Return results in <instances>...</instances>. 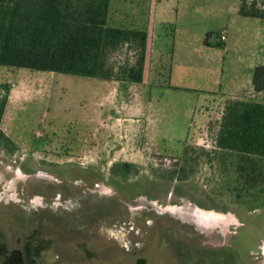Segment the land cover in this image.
<instances>
[{
	"label": "rangeland",
	"instance_id": "rangeland-1",
	"mask_svg": "<svg viewBox=\"0 0 264 264\" xmlns=\"http://www.w3.org/2000/svg\"><path fill=\"white\" fill-rule=\"evenodd\" d=\"M258 2L264 6V0ZM238 3L109 0V26L146 32L145 60L151 62L144 64L140 84L0 66V83L15 86L17 92L4 116V127L20 145L11 152L0 145V247L30 257L35 252L36 260L27 259L24 264H104L103 251L106 256L118 255L107 264H133L138 257L144 258L145 264H195L193 248L204 251L209 246L227 252L221 257L216 253L218 263L264 264V192L238 191L234 158L214 143L217 123L231 99L168 87V70L179 50L180 59H184L186 52H212L208 46L214 47L220 72L222 46L218 42L204 44L208 32H212V41L226 32L225 43L229 49L233 44L229 59L235 54L238 32L246 34L245 40L250 36L254 41L255 31L259 47L251 45L256 53L248 62L264 63V38L257 34L264 19H244L237 13ZM156 21L161 26L154 32ZM257 24L258 29L254 28ZM176 27L200 40L183 45L188 41L176 35ZM152 35L157 36L155 42ZM158 50L163 51L161 55ZM198 57L195 66L204 68V59ZM126 59L133 62L134 52L123 47L109 62ZM227 75L224 66V78ZM112 81L117 86L110 98ZM134 95L140 113L130 136L129 114L118 109L121 100ZM238 97L264 101L262 94ZM90 116L97 123L89 122ZM117 116L122 117L117 120L122 125L114 129ZM103 123L110 124L105 128ZM87 140L94 146L95 157L90 159L87 155L91 153L81 154ZM104 140L110 147L101 142L96 146ZM103 147L109 148L108 153L103 154ZM84 165L91 168L88 180L94 189L106 193L97 196L93 192L95 196L88 198L93 203H85L82 213L73 196L81 190ZM125 170L128 174L122 175ZM97 171L108 185L93 178ZM114 172L121 177L109 178ZM34 180H41L46 188L36 190ZM45 205L58 208L38 210ZM113 210H120V224H113ZM156 213L161 217L150 223L148 218ZM202 264H212L211 258L207 256Z\"/></svg>",
	"mask_w": 264,
	"mask_h": 264
},
{
	"label": "trees",
	"instance_id": "trees-1",
	"mask_svg": "<svg viewBox=\"0 0 264 264\" xmlns=\"http://www.w3.org/2000/svg\"><path fill=\"white\" fill-rule=\"evenodd\" d=\"M108 3L0 0V66L141 83L146 32L109 26ZM237 13L264 19V6L258 0H239ZM211 33H206L204 43ZM123 47L134 52L133 62L110 63L112 54ZM252 87L256 93L264 91V66L253 69ZM10 88L8 83H0V121ZM214 143L233 156L238 191L264 192V101H228L217 123ZM0 145L13 151V143L2 131ZM127 170L122 175L128 174Z\"/></svg>",
	"mask_w": 264,
	"mask_h": 264
},
{
	"label": "crops",
	"instance_id": "crops-1",
	"mask_svg": "<svg viewBox=\"0 0 264 264\" xmlns=\"http://www.w3.org/2000/svg\"><path fill=\"white\" fill-rule=\"evenodd\" d=\"M244 19H249V17H243ZM153 30L155 32L156 28H159L161 25L160 23H158L157 21L153 23ZM259 26L254 25V28L258 29ZM263 26L264 23H262V28L258 29L257 34L259 37L264 38V31H263ZM186 31V32H185ZM180 32L179 29L176 27V35H182L183 40L187 39L186 41L188 42H184V44H190L191 42H195V41H199L200 38L198 39H194L195 35L191 32H189L188 30H185ZM253 39L254 41H250V36L248 41L245 40V36L246 34L244 32H238V42L237 44H235L234 46L236 47L235 50V54H231V57H229V59H227V54L228 51L233 49V44L231 45L230 49L227 45V43H225V41L227 40V36H226V32L224 33L223 31L221 33H219V35H223L224 39L221 40L220 37L218 36L217 39L213 40L210 39L207 40V43H215L218 42L221 44L222 46V50H221V57H222V62H221V66L222 69L220 68V72H218V69L216 70V59L218 56L217 52H214V47L212 46H208V48H211L212 52H205V50H201L200 52H198L197 50H193V51H189L184 53V59H180V50L178 51V54L176 55V57H174L172 59V63L170 65V68L168 70V80H169V84L168 87L171 88H178V89H184L187 91H196V92H200L204 93V94H208L209 96L212 97H216V96H220V100L222 99H233V98H239L238 96L241 95H248L249 93H255V95H260L262 94V96H264V91L263 92H259L256 93L253 91V87H252V71L253 69L257 66L254 63H250L248 62V59H251V57H253L254 53H256V50H254L252 48L251 45L253 46H258V42H257V38H256V32L253 31ZM156 35H158V33H156ZM154 39H152V42H155L156 37L154 35H152ZM147 42V40H146ZM203 43H204V38H203ZM206 44V43H204ZM186 46L185 48H189V46ZM206 47V46H204ZM209 48V49H210ZM162 50H158L157 51V55H161L162 54ZM201 54V55H200ZM204 55V56H202ZM207 55V56H206ZM147 56V49L145 50V59ZM196 56H199L198 58H203L204 59V63L206 64L204 68L200 67V66H195L199 63H197V59ZM209 56V57H208ZM177 59V60H176ZM226 59H227V65H226ZM151 62V60H149V58L147 60H144V64H149ZM259 65L264 66V63H260ZM154 65H151V68H153ZM224 66H226L227 70H228V75L226 78H224ZM149 71H151V69H149ZM154 71V73L156 72L155 69L152 70ZM153 74V73H152ZM250 78V79H249ZM104 82H107L106 80H101ZM113 84V86L110 89V86L108 87V95L110 98H112L116 92V88L114 85L117 86V82L112 81L111 82ZM140 84V83H138ZM13 86V85H12ZM15 86L11 88L9 95H8V101L6 103L5 109H4V113L3 116L1 118L0 121V131H2L4 133V135L9 138L11 140V142L13 143L14 146H20L15 140H13L12 138H10V136L8 135L7 131L5 130V114L9 108V105L11 103V99L14 97V95L17 93ZM16 93H15V92ZM254 95V94H253ZM118 99L117 95L116 98ZM114 102H116L114 100ZM128 104H130V107L126 106ZM117 104L114 103V106H116ZM119 109L118 111H120L121 113H128L129 115V122H128V133L133 135L136 128L132 126V123L134 121V119H137V114L140 113V104L138 99L135 97V95L130 99V100H121L120 104H119ZM87 118V117H86ZM84 118V120L86 119ZM122 119L121 116H117L116 117V122L112 123L114 126V129L116 127H120L122 125V122H120V124H117V120ZM95 117L94 116H90L89 118V122H91L92 124L97 123V121H95ZM87 121V120H86ZM105 125V123H103ZM110 124V123H109ZM105 125V128H107V126L109 125ZM125 124V123H124ZM113 129V128H112ZM111 130V129H110ZM103 143L104 145L109 146L110 143H108V140H104V141H99L97 143L96 146H98L99 144ZM93 142H89L87 140V143L85 145L82 146V151L81 154H89L91 153V155H87V158L90 159V157H95V153H93L92 155V150L94 148V146H91ZM127 146V145H126ZM110 147V146H109ZM109 148H104L103 147V154L108 153L107 150ZM111 151V150H110ZM102 153V151L100 152ZM117 153V152H116ZM98 155V154H97ZM91 159H95V158H91Z\"/></svg>",
	"mask_w": 264,
	"mask_h": 264
},
{
	"label": "flooded vegetation",
	"instance_id": "flooded-vegetation-1",
	"mask_svg": "<svg viewBox=\"0 0 264 264\" xmlns=\"http://www.w3.org/2000/svg\"><path fill=\"white\" fill-rule=\"evenodd\" d=\"M82 170H83L82 172L84 174V176L82 178H80V182H81V186L82 187L80 188L81 190L79 192H76L75 196H73V197L77 201V204L75 206H78V208L82 211V213H85V209H82V206L85 203L86 204H91L94 201V200L88 199V198L90 196L91 197H94L95 195H97V196L98 195H101L102 196L106 192L105 191H101L97 187H96V189H94V187L92 185L93 182H91L90 180H88V174L90 173V170H91L90 167H87V166L84 165V166H82ZM40 171H42V170H40ZM71 172H73V170H71ZM111 174L112 175L109 177L111 179L112 178L114 179L115 176L116 177H119L120 176V173L119 172H117L116 175H114L115 172L114 173H111ZM91 175H93V174H91ZM37 177H40V176H37ZM41 177L44 178V179H47V180L48 179L51 180V178H52V177L49 178L48 176H44V175H41ZM94 177H97L99 179V181H101L102 183L106 182L105 176L101 175V172L100 171L99 172L97 171V174L96 175H93V178ZM33 182H34V187L36 188V190H38L39 188H41V189H45L46 188V187H44V185H41L42 184V181L41 180L40 181L39 180H34ZM108 182H109V180H108ZM90 183H91V185H90ZM108 184L109 183H107V185ZM102 186H103V188L105 187V185H102ZM67 190H68L67 192L72 193V190L71 191H69V189H67ZM111 191L113 193L112 195H115L116 194V191L113 189V187H111ZM93 192H95V195H92ZM97 200H99V199H97ZM70 201L73 202L72 198L70 199ZM74 204H75V202H74ZM55 208L56 209L58 208L57 205H51V206L45 205V206H41L38 210H56ZM69 210H71V209H69ZM76 210H78V209H76ZM116 211L117 210H113V212H112V215H113L112 218H114L113 219V222H114L113 224L114 225L115 224H120L119 219H120L121 213H120V210L117 211V212ZM158 216L161 217L159 213H156V217H154V218H152V217L151 218H148V220L150 221V223H154V222H156ZM104 217H105L106 220L107 219H110V217H107V216H104ZM104 217H103V219H104ZM146 220H147V218H146ZM103 222H105V220ZM157 225H159V223H156L155 224V226H157ZM176 238L177 237H174V239H176ZM96 245H99V244H96ZM101 246L103 248L104 247V243H101ZM180 246L181 245L179 244L178 247L180 248ZM4 249L5 248H3V246L0 247V257L3 258L2 261L0 262V264H24L27 261V259H32L31 261H35L36 260V257H35L36 254H35V252L33 254H31L32 256L30 257V255L28 253L26 254L25 252H23V251L21 252L20 250H12V251L9 252V251L4 250ZM104 249L105 248H103V250ZM220 249H222V247H220ZM193 250L195 251V255H194V259H193V261L195 262V264H199V263L202 264V262H206L207 256L209 258H211L212 264H228L227 260L224 261V262L221 261L220 263H218L217 260H216V256H217L216 253L219 251L220 252L219 255L221 257V253H223L225 249L224 250H217V249L212 248V246H209V249H204V251L203 250H199L198 248H196V250L193 248ZM100 251H101V249H100ZM104 252L105 251H103V253L101 254V257L103 258V261H105L104 264H107L109 260L115 259L118 256V255L116 256V252L113 254L112 257L111 256L104 255ZM224 254L227 255V252H224L223 255ZM103 256L108 257V258H105ZM183 263H185V262L182 261V264ZM133 264H145V260H144V258L138 257L137 259H135L133 261Z\"/></svg>",
	"mask_w": 264,
	"mask_h": 264
},
{
	"label": "built area",
	"instance_id": "built-area-1",
	"mask_svg": "<svg viewBox=\"0 0 264 264\" xmlns=\"http://www.w3.org/2000/svg\"><path fill=\"white\" fill-rule=\"evenodd\" d=\"M220 39H221V40H223V39H224V36H223V35H221V36H220Z\"/></svg>",
	"mask_w": 264,
	"mask_h": 264
}]
</instances>
